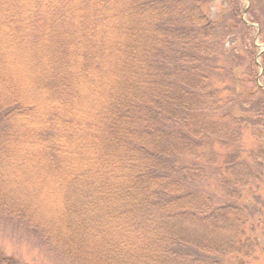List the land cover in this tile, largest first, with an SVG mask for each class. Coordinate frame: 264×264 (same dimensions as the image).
<instances>
[{"label": "trees", "instance_id": "obj_1", "mask_svg": "<svg viewBox=\"0 0 264 264\" xmlns=\"http://www.w3.org/2000/svg\"><path fill=\"white\" fill-rule=\"evenodd\" d=\"M211 1L0 0V219L73 264L264 258V87Z\"/></svg>", "mask_w": 264, "mask_h": 264}, {"label": "rangeland", "instance_id": "obj_2", "mask_svg": "<svg viewBox=\"0 0 264 264\" xmlns=\"http://www.w3.org/2000/svg\"><path fill=\"white\" fill-rule=\"evenodd\" d=\"M203 9L208 16L219 21V31L228 32L230 38L235 40L234 51L237 54L233 63L235 66L237 65L236 72L239 79L249 80L247 81V90L264 87V0H237V2L212 0L204 5ZM219 36L222 35L219 34ZM250 60L256 65L255 78L252 73L248 75L246 64L248 61L250 64ZM256 97L258 98V96ZM254 102V98L251 97L248 102L249 108H255L252 106ZM243 139L245 148L249 149L253 144L252 139L247 134H244ZM37 170L38 168H36V173ZM55 173H59V171L56 170ZM208 186L212 188L214 183L210 181ZM253 194L257 196V198H253V204L257 207L256 215H254L263 220L264 187ZM261 228H263V224L256 227V229L264 231ZM261 245L264 248V240H261ZM8 259L11 263H7ZM263 260L262 257L258 264H264ZM0 264L73 263L46 245L24 225L14 220L0 219Z\"/></svg>", "mask_w": 264, "mask_h": 264}]
</instances>
